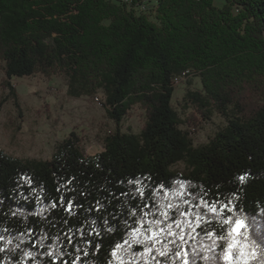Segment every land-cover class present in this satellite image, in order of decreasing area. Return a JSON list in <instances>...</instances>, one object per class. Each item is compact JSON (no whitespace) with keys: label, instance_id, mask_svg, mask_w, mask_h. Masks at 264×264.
<instances>
[{"label":"trees","instance_id":"obj_1","mask_svg":"<svg viewBox=\"0 0 264 264\" xmlns=\"http://www.w3.org/2000/svg\"><path fill=\"white\" fill-rule=\"evenodd\" d=\"M214 1L0 0L6 85L13 89L7 80L63 74L68 97L99 96L116 125L93 155H83L75 133L44 161L0 150V264H66L77 256L76 264H120L110 248L125 237L133 211L139 227L141 218L159 216L164 209L158 206L178 204L190 213L185 226L192 219L195 228L194 217L210 212L204 199L234 201L240 210L231 214L233 222L242 218L251 224V239L264 236V0H223L221 7ZM142 2L148 12L134 8ZM189 75L200 81L199 91L184 96L194 112L202 120L213 114L226 120L198 147L179 128L171 103L174 79ZM135 107L143 112L140 131H121ZM189 117L196 125L197 118ZM177 164L184 170L173 169ZM241 175L247 177L243 185ZM161 184L172 191L157 190ZM68 201L75 204L71 212ZM149 203L157 207H136ZM109 225L120 232L111 234ZM102 228L103 247L97 251L101 238L92 233ZM67 237H74L75 246ZM185 239L189 256L199 253V264H221L211 259V239ZM251 264H264V248Z\"/></svg>","mask_w":264,"mask_h":264},{"label":"rangeland","instance_id":"obj_2","mask_svg":"<svg viewBox=\"0 0 264 264\" xmlns=\"http://www.w3.org/2000/svg\"><path fill=\"white\" fill-rule=\"evenodd\" d=\"M221 7L223 0H215ZM153 19V12L150 11ZM0 70V150L22 160H48L57 146L75 133L79 136V146L83 155H93L103 149L104 136L115 130L116 125L109 120L100 103L94 98L73 99L67 95V77L42 76L7 80ZM200 81L189 75L174 85L172 107L178 113L179 128L187 131L195 147L206 144L216 132L226 125V120L213 114L210 120H202L185 100L188 91H199ZM197 123L190 119V114ZM143 112L134 108L120 123L123 132L138 133L143 124ZM184 170L183 164L174 166Z\"/></svg>","mask_w":264,"mask_h":264},{"label":"snow or ice","instance_id":"obj_3","mask_svg":"<svg viewBox=\"0 0 264 264\" xmlns=\"http://www.w3.org/2000/svg\"><path fill=\"white\" fill-rule=\"evenodd\" d=\"M246 175L239 177L241 185L246 180ZM145 179L150 180V177ZM133 183L132 180L129 181ZM137 184H142V180L135 181ZM181 189L184 188L185 182H177ZM170 193L172 189H168L166 185L157 186V190H164ZM138 192L142 191L141 188L136 189ZM150 189H144V195L150 194ZM163 194V192H162ZM237 200L239 199L238 193L232 194ZM179 198L188 203L187 197L183 193H178ZM219 196V194H218ZM67 211L71 212L75 206L74 201L67 202ZM56 205H53L55 207ZM192 208H196L195 201L192 202ZM202 206L210 209L209 213L200 212L194 217L196 224L192 228V219H189L187 226H185L184 217L190 216L187 209L181 210L180 206L172 205L170 203L158 206L163 208L159 212L151 214V218L147 221L141 218L139 221L140 226H135V217L138 212L133 211L131 215V222L125 221L124 233L125 237H119L117 242L110 248L112 257L117 258L120 264H137L138 260H142L143 264H167V262L181 261V264H199L200 255L194 250L192 256L187 252L188 241L185 236L191 239H196L197 236L203 235L212 240L210 251L213 253L211 259L219 260L221 264H251V260L257 255V249L264 248V236L259 240L251 239L248 234V229L252 227L245 219L236 218L233 222L231 214L237 213L240 209L234 201H220L215 200H202ZM138 209H150L157 207L154 203L143 204L136 206ZM171 213V215H170ZM219 213V221L212 220L210 216H216ZM78 215V213H77ZM149 213L144 212L147 217ZM179 216L180 219L176 217ZM203 217L204 223L199 221ZM218 225V227H213ZM191 229V231H189ZM199 229V231H196ZM111 234L115 235L120 232L119 227L113 228L111 225L107 229ZM243 230V231H242ZM191 232H196V236H192ZM104 229L99 232H94L92 235L101 238L99 243L95 244V249L99 251L103 247L102 237ZM242 238V239H241ZM67 242L74 245V237H67ZM78 252L79 248L76 249ZM88 252H84V256H88ZM208 259V257H203ZM80 257L70 259L66 264H76V260ZM53 264H56L53 261Z\"/></svg>","mask_w":264,"mask_h":264},{"label":"built area","instance_id":"obj_4","mask_svg":"<svg viewBox=\"0 0 264 264\" xmlns=\"http://www.w3.org/2000/svg\"><path fill=\"white\" fill-rule=\"evenodd\" d=\"M123 2H125L126 4H131L133 3V0H122ZM134 8L138 11V12H148L150 10L149 6L147 5L146 2H142V3H139V4H136L134 6Z\"/></svg>","mask_w":264,"mask_h":264},{"label":"bare ground","instance_id":"obj_5","mask_svg":"<svg viewBox=\"0 0 264 264\" xmlns=\"http://www.w3.org/2000/svg\"><path fill=\"white\" fill-rule=\"evenodd\" d=\"M186 76H183V77H177L174 79V83L177 84L179 83L183 78H185Z\"/></svg>","mask_w":264,"mask_h":264}]
</instances>
